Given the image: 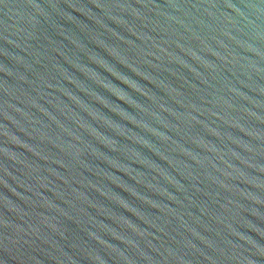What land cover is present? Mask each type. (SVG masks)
Segmentation results:
<instances>
[{"label": "water", "instance_id": "water-1", "mask_svg": "<svg viewBox=\"0 0 264 264\" xmlns=\"http://www.w3.org/2000/svg\"><path fill=\"white\" fill-rule=\"evenodd\" d=\"M0 264H264V0H0Z\"/></svg>", "mask_w": 264, "mask_h": 264}]
</instances>
